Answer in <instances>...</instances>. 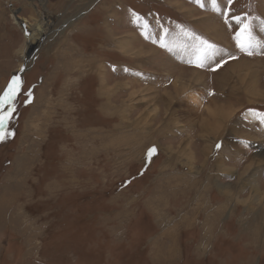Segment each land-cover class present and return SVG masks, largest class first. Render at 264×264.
Wrapping results in <instances>:
<instances>
[{
  "label": "rangeland",
  "instance_id": "obj_1",
  "mask_svg": "<svg viewBox=\"0 0 264 264\" xmlns=\"http://www.w3.org/2000/svg\"><path fill=\"white\" fill-rule=\"evenodd\" d=\"M218 2L264 42V0ZM231 25L212 0H0V94L23 81L0 109V264H264V46Z\"/></svg>",
  "mask_w": 264,
  "mask_h": 264
},
{
  "label": "snow or ice",
  "instance_id": "obj_2",
  "mask_svg": "<svg viewBox=\"0 0 264 264\" xmlns=\"http://www.w3.org/2000/svg\"><path fill=\"white\" fill-rule=\"evenodd\" d=\"M194 3L203 6V0H193ZM232 0H228V4L230 5ZM212 5L214 10L223 12V19L226 25L231 27V21H235L238 25V31L235 32L234 39L236 42V46L245 54L253 55V49L255 46H258V41L256 40L253 34V22L256 17H250L248 13H244L242 15H232L229 18L230 8L221 9V6L218 0H212ZM136 20H142L143 18L139 16V14H135ZM148 25L145 21L142 25L143 29H147ZM180 28L181 33L187 37L189 41H191L192 47V58L188 60V63L194 64L199 68L211 67L212 65L209 63L213 61L217 56L220 48L215 43L209 41L203 36L197 34L195 31L186 28L183 25L178 26ZM223 63H226L222 58L220 61H216L215 69H218L222 66ZM23 86V81L18 76H13L8 83L6 89L2 94H0V109H2L5 105H7L10 109L14 106V101L16 97L20 94ZM212 94V93H209ZM11 111L3 112L0 111V129H3L4 121L11 118ZM261 120L264 122V114H261ZM6 134L0 133V142L5 139ZM217 148H220L221 145L217 144ZM156 152V148L153 147L149 150V156Z\"/></svg>",
  "mask_w": 264,
  "mask_h": 264
},
{
  "label": "bare ground",
  "instance_id": "obj_3",
  "mask_svg": "<svg viewBox=\"0 0 264 264\" xmlns=\"http://www.w3.org/2000/svg\"><path fill=\"white\" fill-rule=\"evenodd\" d=\"M15 21H16V23H18L20 26H21V28H22V30H23V32H24V35L26 36V37H28L29 38V43H28V45H30L31 46V44H33L34 42H33V39H34V35H32V36H30L29 34H30V31H29V24L27 23V20H20V19H18V18H15ZM41 26V25H40ZM40 28V27H39ZM218 28H219V26H218ZM217 28V29H218ZM216 29V30H217ZM36 39V38H35ZM259 43H263L262 45H260V46H264V42L263 41H259V40H257ZM258 43V44H259ZM233 65V64H232ZM231 69H235V67H232ZM197 72V71H196ZM20 76V75H19ZM21 77V76H20ZM221 77V76H220ZM223 77V76H222ZM226 81V80H225ZM221 82V81H220ZM222 85V84H221ZM176 87V86H175ZM180 87V86H179ZM178 87V88H179ZM180 90V89H179ZM170 91V90H169ZM177 91V90H176ZM175 92V91H174ZM249 92V91H248ZM248 92H246V93H248ZM258 92V91H257ZM172 94V93H171ZM174 94V93H173ZM249 94V93H248ZM167 96H168V93H167ZM171 96V95H170ZM255 96V95H254ZM259 97V96H258ZM214 101V100H213ZM215 103V102H214ZM214 103H213V105H214ZM220 104H222V103H220ZM231 104V103H230ZM218 104H216V105H214V106H217ZM225 105V104H224ZM230 107V106H229ZM226 108V107H225ZM212 109V108H211ZM229 110V109H228ZM212 111H213V109H212ZM227 111V110H226ZM217 112V111H216ZM233 113V112H232ZM225 115H226V113H225ZM232 115V114H231ZM224 118V117H223ZM207 120V119H206ZM214 120V119H213ZM211 123H213V122H211ZM202 124V123H201ZM206 124H209V121L207 120L206 121ZM214 124V123H213ZM210 125V124H209ZM216 125H217V123H216ZM212 127V126H211ZM202 128H204V127H202ZM212 130H213V128H212ZM231 170V169H230ZM240 176H241V174H239ZM257 178V177H256ZM250 181V180H249ZM255 181H257V180H255ZM242 183V182H241ZM245 183H246V181H245ZM251 184H255V183H252V182H250ZM243 185V184H242ZM263 185V184H262ZM232 186V185H231ZM251 186V185H250ZM254 186V185H253ZM255 188H256V186H255ZM258 188V187H257ZM262 188V187H261ZM259 190V189H258ZM257 191V190H256ZM260 191V190H259ZM237 192V191H236ZM258 193L259 192H257V195H256V192H255V194H254V197H257V198H255L254 200H257L258 199ZM232 194H234V193H232ZM234 196V195H233ZM235 198V197H234ZM254 200H251L250 202H253L254 203ZM264 201V200H263ZM240 202V201H239ZM248 203V202H247ZM253 203H248V205H250V207L252 206V204ZM258 205H260V204H258ZM253 207V206H252ZM223 208V207H222Z\"/></svg>",
  "mask_w": 264,
  "mask_h": 264
},
{
  "label": "crops",
  "instance_id": "obj_4",
  "mask_svg": "<svg viewBox=\"0 0 264 264\" xmlns=\"http://www.w3.org/2000/svg\"><path fill=\"white\" fill-rule=\"evenodd\" d=\"M145 152V151H144Z\"/></svg>",
  "mask_w": 264,
  "mask_h": 264
}]
</instances>
